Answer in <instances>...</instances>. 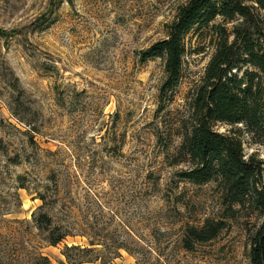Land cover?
Segmentation results:
<instances>
[{"label": "rangeland", "instance_id": "374dc122", "mask_svg": "<svg viewBox=\"0 0 264 264\" xmlns=\"http://www.w3.org/2000/svg\"><path fill=\"white\" fill-rule=\"evenodd\" d=\"M187 1L0 0V234L19 232L54 264L66 246L100 252L93 264H249L262 217L247 209L217 239L182 248L187 224L223 217L216 183L179 177L182 126L222 21L186 37L180 82L163 99V60L140 54ZM41 207L68 234L57 246L31 237Z\"/></svg>", "mask_w": 264, "mask_h": 264}, {"label": "trees", "instance_id": "16d2710c", "mask_svg": "<svg viewBox=\"0 0 264 264\" xmlns=\"http://www.w3.org/2000/svg\"><path fill=\"white\" fill-rule=\"evenodd\" d=\"M218 19L222 23L212 25L215 52L182 126L179 152L188 167L179 177L198 185L216 183L224 211L220 220L206 219L201 226L187 224L181 243L191 252L196 244L217 239L228 229L226 219L247 209L262 217L250 234L249 264H264V159L245 154L243 140L247 134L254 144L264 146V0H188L178 7L166 38L142 51L140 59L163 60V99L180 82L186 37ZM17 33L12 31V35ZM217 124L232 128L227 134L220 133L214 129ZM42 209L33 214L38 234L31 237H40L46 246H57L68 234ZM24 245L19 232L0 234V264H54L39 246ZM149 252L139 250L136 255L140 258ZM62 256L65 262L60 264H93L101 259L100 252L80 246H66Z\"/></svg>", "mask_w": 264, "mask_h": 264}]
</instances>
